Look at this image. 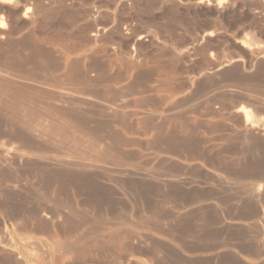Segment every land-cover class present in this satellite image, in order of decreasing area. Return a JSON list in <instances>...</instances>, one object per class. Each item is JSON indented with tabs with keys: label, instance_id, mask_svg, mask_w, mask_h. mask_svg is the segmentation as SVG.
I'll list each match as a JSON object with an SVG mask.
<instances>
[{
	"label": "rangeland",
	"instance_id": "obj_1",
	"mask_svg": "<svg viewBox=\"0 0 264 264\" xmlns=\"http://www.w3.org/2000/svg\"><path fill=\"white\" fill-rule=\"evenodd\" d=\"M2 17L0 264H264V0Z\"/></svg>",
	"mask_w": 264,
	"mask_h": 264
},
{
	"label": "bare ground",
	"instance_id": "obj_2",
	"mask_svg": "<svg viewBox=\"0 0 264 264\" xmlns=\"http://www.w3.org/2000/svg\"><path fill=\"white\" fill-rule=\"evenodd\" d=\"M5 20L3 19V17H2V19H0V28H4V26H5ZM2 32H0V34H1ZM3 41V40H2ZM263 57H264V55H263ZM75 70V69H74ZM1 73H0V91H3V92H7V93H11V94H13V95H16V96H18V98L20 99V100H25V99H27L28 97H29V95H28V91H24V92H26V93H24V92H21V91H18V89L16 90L15 89V86H14V84H13V80H16L17 82H19L20 84L22 83V84H25V83H27V84H30L31 85V82L29 81V79L28 78H24V77H21V76H15L16 77V79H13V78H15V77H13V75H8V76H12L11 78H12V80H11V78L9 79V77H6L5 75H4V73L6 74V73H8V72H3L2 73V71H0ZM74 73V72H73ZM9 74V73H8ZM8 78V79H7ZM17 84V83H16ZM19 85V84H18ZM35 85V84H34ZM16 87H18L17 85H16ZM22 89V88H21ZM23 90V89H22ZM26 90V89H25ZM30 92V91H29ZM59 95H60V97H65L66 98V96H67V94H65V93H59ZM84 99H87V100H92L91 98H89V97H83ZM61 100H62V98H61ZM64 100V99H63ZM62 100V101H63ZM65 101V100H64ZM80 101V100H79ZM66 102V101H65ZM64 103V102H63ZM95 103V102H94ZM114 108V107H113ZM109 110L110 109H112L111 107L110 108H108ZM107 109V110H108ZM118 109V108H117ZM116 109V110H117ZM108 110V111H109ZM113 110V109H112ZM115 110V109H114ZM115 110V111H116ZM111 111V110H110ZM118 111V110H117ZM114 112V111H113ZM148 114V113H147ZM175 115V114H174ZM250 119V118H249ZM152 120V119H151ZM77 126V125H76ZM142 127V126H141ZM146 127V126H145ZM72 128H74V131L75 130H82L81 128L79 129L78 127H75V126H73ZM249 130V129H248ZM60 132V131H59ZM85 132V131H84ZM257 132V131H256ZM85 133H87V134H89L90 135V133L89 132H85ZM64 134H68V133H63L62 135L64 136ZM65 139H71V136L70 135H68V136H66L65 137ZM170 143V142H169ZM1 148H3L4 149V147H1ZM6 148V147H5ZM176 148V147H175ZM2 149V150H3ZM183 151V150H182ZM9 152V151H8ZM15 153V152H14ZM17 153V152H16ZM182 153V152H181ZM8 155H9V153H8ZM37 155V154H36ZM4 158H1L0 157V160L2 159H4L3 161L5 162H8L9 163V157L5 154L4 156H3ZM23 157V155L21 154L20 155V159ZM42 158V157H41ZM46 158V157H45ZM19 159V160H20ZM2 160H1V163H2ZM65 160V159H64ZM74 160V159H73ZM12 161V160H11ZM3 162V163H4ZM5 162V163H6ZM4 163V164H5ZM83 167V166H82ZM92 168V167H91ZM255 189H256V191L257 192H254L255 194H256V197H261V198H263L262 197V195H264L263 193L264 192H262V190L264 191V187L262 186V185H259V186H255ZM254 190V189H253ZM252 194V193H251ZM264 199V198H263ZM228 223H232V222H229L228 221ZM226 226V225H225ZM22 228V227H21ZM121 234V233H120ZM74 244H65V249L66 250H73L74 249ZM92 247V246H91Z\"/></svg>",
	"mask_w": 264,
	"mask_h": 264
}]
</instances>
